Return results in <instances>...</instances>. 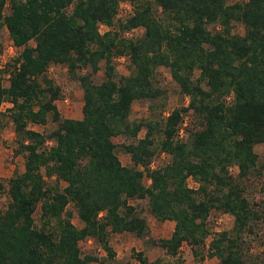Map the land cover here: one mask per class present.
<instances>
[{"label":"trees","instance_id":"trees-1","mask_svg":"<svg viewBox=\"0 0 264 264\" xmlns=\"http://www.w3.org/2000/svg\"><path fill=\"white\" fill-rule=\"evenodd\" d=\"M120 1L0 0V28L19 48L1 70L8 83L0 84V102L10 104L14 153L23 155V170L6 180L9 201L0 208V264H105L114 257L110 233H148L129 199H145L156 220L173 222L167 237L148 241L166 254L186 243L197 264L205 257L258 264L244 234L264 220V200L260 209L250 202L243 181L261 174L254 146L264 143V0H124L131 12L116 19ZM233 23L242 34L232 31ZM136 28L141 35L125 36ZM118 57L127 60L126 75L116 72ZM100 62L103 78L95 83L91 75ZM50 64H63L70 74L88 69L75 76L79 118H60L58 88L38 82ZM159 66L169 70L187 104L161 120L130 121L134 101L165 96L154 82ZM188 111L200 126L179 136ZM48 119L56 127L46 134L28 126ZM115 136L128 139L119 148L131 165L119 161ZM158 153L168 160L150 168ZM69 203L80 227L71 222ZM211 210L231 215V228L211 233L205 222ZM87 238L105 257L81 254L78 242ZM132 255L137 264H151L142 251Z\"/></svg>","mask_w":264,"mask_h":264},{"label":"rangeland","instance_id":"rangeland-1","mask_svg":"<svg viewBox=\"0 0 264 264\" xmlns=\"http://www.w3.org/2000/svg\"><path fill=\"white\" fill-rule=\"evenodd\" d=\"M237 1V0H232ZM243 1V0H238ZM155 14H159V8L153 5ZM8 12L7 5L4 7L3 13ZM131 12V6L127 1H120L118 5V11L116 19H123ZM104 26H100L99 30L103 31ZM233 32L238 34L243 33V28L240 24L233 23ZM142 33L141 28H136L125 33V36H139ZM30 44H33L30 42ZM0 84L6 86L8 83V73L6 71L1 72L3 66L11 61V58L15 57L19 52V48L15 47L5 27L0 28ZM114 65L116 72L121 75L128 73L127 60L124 57H118L114 59ZM88 69L77 68L74 74H70L67 68L63 64H50L45 72L37 77L38 82L42 87H45V79L50 80L51 85L58 88V94L54 100L55 107L59 113L60 118H79L81 116L80 108L82 104V90L78 80L75 78ZM198 72L194 71L193 76H197ZM103 78V62L99 63V69L91 75L93 82L97 83ZM154 82L157 86L165 90V96L154 100H137L131 105V111L128 119L131 121L138 120H161L165 117L173 108L179 106H185L187 104V97L180 94L178 91V85L171 78L169 70L166 67L159 66L155 70ZM230 97L227 98V101ZM10 104L7 101L2 100L0 102V182L3 184L2 190H0V208L4 209L9 201L6 193V180L23 170V155L14 153V135L12 131V125L9 121L8 111ZM29 128L44 134L50 132L56 127V123L50 119L45 124H29ZM200 125L197 120L192 117L191 112L188 111L183 115L182 123L179 125L180 129L184 133L187 127L196 128ZM182 133V135H183ZM144 134V128L138 132L137 137H142ZM157 138V136H155ZM112 142L116 144V155L123 165H131L128 154L121 151L119 144L127 142L128 139L123 136H115L111 138ZM47 146L51 144L50 141L46 142ZM254 151L258 155V170L261 173L258 176L249 177L244 180V196L253 203H257L260 209V203L264 200V143H260L254 146ZM168 160V156L164 153L156 154L149 167L153 168L159 166ZM43 173V169H41ZM231 174H235L237 169L235 166L229 168ZM47 184L54 183L52 178L46 179ZM144 184L148 183V180L143 178ZM187 184L191 187H195L196 184L192 179L187 180ZM63 186V183H60ZM128 202L136 207L139 214L145 219L148 226V233L144 237H136L135 235L122 232V233H110L109 245L114 251V257L111 260L105 262V264H137L132 252L142 251L151 264H197L195 258L192 256L190 247L183 243L174 256L166 254L161 248L152 246L148 243L150 239H157L167 237L173 227V222L169 220L158 221L148 211L147 201L145 199H129ZM66 210L71 212V222L74 226L80 227L81 222L78 220L75 212V208L71 203L66 206ZM39 208L33 214L34 223L39 226L40 220L38 217ZM233 218L227 213H221L217 210H211L206 217V225L208 230L212 232L220 230H228L232 226ZM252 233H245L246 246L248 249L249 257H252L258 264H264V220L259 221L253 229ZM210 236L205 239L203 247L206 248ZM78 246L81 254H93L99 258L105 257V253L101 250L98 244L91 238H87L78 242ZM251 258V259H252ZM88 264H100L98 261H93ZM201 264H218L215 257H205Z\"/></svg>","mask_w":264,"mask_h":264},{"label":"built area","instance_id":"built-area-1","mask_svg":"<svg viewBox=\"0 0 264 264\" xmlns=\"http://www.w3.org/2000/svg\"><path fill=\"white\" fill-rule=\"evenodd\" d=\"M178 133H179V136H182V129H179Z\"/></svg>","mask_w":264,"mask_h":264}]
</instances>
